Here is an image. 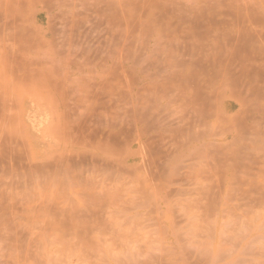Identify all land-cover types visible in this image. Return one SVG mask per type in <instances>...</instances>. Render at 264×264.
I'll list each match as a JSON object with an SVG mask.
<instances>
[{
	"label": "rangeland",
	"instance_id": "obj_1",
	"mask_svg": "<svg viewBox=\"0 0 264 264\" xmlns=\"http://www.w3.org/2000/svg\"><path fill=\"white\" fill-rule=\"evenodd\" d=\"M0 264H264V0H0Z\"/></svg>",
	"mask_w": 264,
	"mask_h": 264
}]
</instances>
